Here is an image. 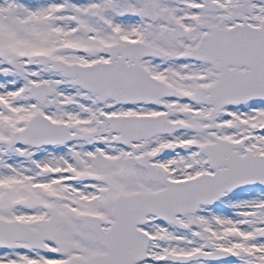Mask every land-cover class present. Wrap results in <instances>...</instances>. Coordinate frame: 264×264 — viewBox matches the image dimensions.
Wrapping results in <instances>:
<instances>
[{
	"label": "snow or ice",
	"instance_id": "snow-or-ice-1",
	"mask_svg": "<svg viewBox=\"0 0 264 264\" xmlns=\"http://www.w3.org/2000/svg\"><path fill=\"white\" fill-rule=\"evenodd\" d=\"M0 264H264V0H0Z\"/></svg>",
	"mask_w": 264,
	"mask_h": 264
}]
</instances>
